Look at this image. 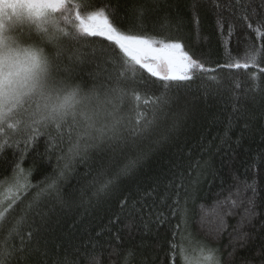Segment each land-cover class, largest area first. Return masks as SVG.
Instances as JSON below:
<instances>
[{"label":"trees","instance_id":"1","mask_svg":"<svg viewBox=\"0 0 264 264\" xmlns=\"http://www.w3.org/2000/svg\"><path fill=\"white\" fill-rule=\"evenodd\" d=\"M84 3L82 11L107 8L110 19L126 32L142 7L146 28L133 27V33L179 38L206 68L215 70L210 74L216 81L208 79L210 74H198L184 87L171 89L155 116L152 101L162 89L157 84L129 85L141 95L139 111L154 120L150 127L139 135L126 130L122 141L89 149L71 163L55 190L35 202L36 193L59 177L67 137L53 151L43 137L25 143L26 137L16 135L17 143H12L13 137L3 134L0 143L11 146L0 150V188L12 181L16 162L29 173L31 184L6 204L7 227L25 216L23 235L35 230L29 247L47 249V264L66 256L72 264H123L129 250L134 253L130 264H183L179 248L184 226L218 249L220 264H264V37L254 30L259 24L264 33V0ZM91 39L97 41V58L118 53L108 41ZM253 46L261 50L255 66L227 67ZM82 52L92 58V47L84 46ZM68 64L65 57L61 68ZM95 67L80 65L75 80L91 84L87 73ZM123 112L135 117L130 102ZM132 162L128 173L121 174ZM109 179L113 183L98 193L101 182ZM6 235V229L0 231V239ZM10 242L21 244L19 236ZM42 259L34 253L24 264Z\"/></svg>","mask_w":264,"mask_h":264},{"label":"snow or ice","instance_id":"2","mask_svg":"<svg viewBox=\"0 0 264 264\" xmlns=\"http://www.w3.org/2000/svg\"><path fill=\"white\" fill-rule=\"evenodd\" d=\"M85 7L84 0H0V134L12 136V143H17L16 135L26 137L25 143H35L43 137L53 151L61 148L65 137L68 142L66 153L59 158L64 161L59 177L51 178V182L36 193L34 202L48 190H55L57 180L64 176L71 163L77 157L85 156L89 149L122 141L126 130L139 135L150 127L154 120H148L139 111L141 95L129 85L147 88L157 84L162 89L152 101L155 116L156 111L168 102L171 89L184 87L198 74L215 71L206 68L202 60L186 50L179 38L157 39L147 34H134L133 27L142 32L146 28L142 7L136 10L134 24L127 32L110 19L107 8L82 11ZM111 11L114 13L115 9ZM243 18L246 20L247 16ZM217 23L223 31V23L219 20ZM252 27L249 23L248 28ZM254 30L264 37L259 24ZM231 34L232 25H229V36ZM91 38L108 41L118 53L97 58L93 47L97 41ZM19 41L32 43V47L24 49V55L11 47L16 44L18 48ZM84 46L92 47L91 59L82 52ZM46 48L54 51H47L46 55ZM260 54L261 50L253 46L243 57L232 58L227 67L247 69L250 65L255 66ZM49 57L55 62L53 87H47L42 76L41 65H47ZM65 57L69 64L61 68ZM85 63L96 65L87 73L92 81L87 86L83 78L75 80L77 68ZM144 72L156 80L148 79ZM208 79L215 82L216 76L210 74ZM252 79H256L255 74ZM70 82H76V86L70 87ZM126 102L132 104L134 118L123 112ZM144 103L149 102L145 99ZM10 146L4 141L0 143V150ZM134 163L122 169L121 174L126 175ZM15 167L12 186L17 192L27 191L31 187L29 173L19 162ZM112 183V179L101 182L97 192L106 191ZM32 207L29 205V210ZM5 220L4 212H0V231L7 230V235L0 239V264H12L14 260L16 264H24L34 253L43 258L38 264H47V249L41 251L39 247H29L35 230L29 225L28 237L23 235L21 229L26 217L21 216L11 227H7ZM220 224L223 225L222 218ZM16 236L21 240L19 247L10 242ZM192 251L193 255H189L186 248H179L184 264H220L218 249L204 242H199ZM133 255L129 250L123 264H130ZM54 264L72 262L66 256L63 260H55Z\"/></svg>","mask_w":264,"mask_h":264},{"label":"rangeland","instance_id":"3","mask_svg":"<svg viewBox=\"0 0 264 264\" xmlns=\"http://www.w3.org/2000/svg\"><path fill=\"white\" fill-rule=\"evenodd\" d=\"M2 135L3 134H0V138ZM16 192L17 191L12 186V181L0 188V212H4L6 204L15 195ZM199 242V240L192 236L187 227L184 226L180 234V247L183 246L187 249L189 255H193L192 250L198 246ZM181 261L184 264L182 259Z\"/></svg>","mask_w":264,"mask_h":264},{"label":"clouds","instance_id":"4","mask_svg":"<svg viewBox=\"0 0 264 264\" xmlns=\"http://www.w3.org/2000/svg\"><path fill=\"white\" fill-rule=\"evenodd\" d=\"M18 44H19L18 48H17L16 44H12L11 47L15 51L19 52L20 55H24V49L32 47L31 42L19 41ZM8 54H14V53H8ZM45 54L48 55L46 49H45ZM41 67L44 69V71L42 72V76L44 78L45 85L47 87H53L52 78L55 77V75H56V73H55V62L52 61L51 58L49 57V63L47 65L42 64ZM69 86L74 88L76 86V82H70ZM42 103H43V101H42Z\"/></svg>","mask_w":264,"mask_h":264}]
</instances>
